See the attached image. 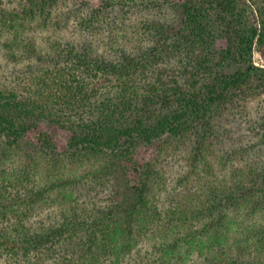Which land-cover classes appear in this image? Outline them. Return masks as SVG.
I'll list each match as a JSON object with an SVG mask.
<instances>
[{
	"label": "trees",
	"instance_id": "trees-1",
	"mask_svg": "<svg viewBox=\"0 0 264 264\" xmlns=\"http://www.w3.org/2000/svg\"><path fill=\"white\" fill-rule=\"evenodd\" d=\"M60 1L0 6L10 58L42 62L15 90L0 86V261L123 264L151 239L137 264H264V115L252 127L261 145L213 158L224 108L263 101L264 64L253 58L264 59V14L250 16L244 0H183L181 28L160 27L144 58L112 61L63 38L66 20L52 22ZM39 29L54 30L45 53ZM214 33L227 42L221 54ZM177 55L181 67L167 65ZM41 124L50 131L30 153L23 142ZM59 129L70 134L63 149ZM195 131L194 190L164 206L162 156ZM142 145L158 147L156 161L139 162Z\"/></svg>",
	"mask_w": 264,
	"mask_h": 264
},
{
	"label": "rangeland",
	"instance_id": "rangeland-1",
	"mask_svg": "<svg viewBox=\"0 0 264 264\" xmlns=\"http://www.w3.org/2000/svg\"><path fill=\"white\" fill-rule=\"evenodd\" d=\"M183 0H61L52 10L53 20L66 21L59 23L60 33L67 40H82L84 44L92 48L95 56H102L106 60L118 61L123 53L134 57L144 58L146 53H151L160 39L158 30L169 28H181L184 17L181 10ZM246 5L245 12L254 14L261 19L260 14H264V0H244ZM20 0H0V6L12 9L18 7ZM251 16V15H250ZM62 24H65L62 28ZM94 26V27H93ZM161 30V29H160ZM162 31V30H161ZM218 32V31H217ZM213 38L212 50L221 54L227 48V42L220 33ZM54 37V30L40 29L35 34L34 43L37 48L47 51L49 43ZM57 38V35L55 36ZM5 41H0V86L15 90L19 76H29L31 71L39 69L42 62L36 56L26 55L17 61L12 60L7 48L3 45ZM35 55H38L36 53ZM44 57H46L43 54ZM46 59V58H44ZM253 60L256 65L264 64L263 57L255 52ZM184 59L177 55L175 59L166 62L167 65L181 67ZM263 101L253 99L249 101L247 107H227L224 108L222 119L215 128V149L213 158L218 160L219 156L234 152L238 146H254L260 144L259 140L254 139L252 127L262 124L264 115ZM254 122H256L254 124ZM259 127V126H258ZM50 131L49 126L41 124L39 129L27 136L23 142L24 149L28 152L36 151L40 148L37 139L40 132ZM56 131V129H55ZM58 145L63 149L70 137L64 130L57 132ZM199 139L197 132L192 134L188 140L182 144L175 145L162 156L163 169L165 174L162 179H158L154 185L155 194L161 196V203L164 206L174 204L176 199L194 190L191 183L185 178L191 175V159L195 151V143ZM158 148V147H157ZM155 145H142L138 150L137 158L139 162L156 161L158 149ZM263 150L264 145H262ZM61 149H58L59 152ZM254 150H257L255 147ZM264 156L263 153H259ZM254 154L247 155L252 158ZM217 157V158H216ZM246 161V159H245ZM184 179V180H183ZM104 199V195H102ZM56 212L45 213L55 216ZM41 223L43 218L34 219ZM152 240H143L138 244L137 249L132 252L123 264H137L138 259L143 256L146 250L150 249ZM0 264H4L0 261ZM199 264V263H198Z\"/></svg>",
	"mask_w": 264,
	"mask_h": 264
}]
</instances>
